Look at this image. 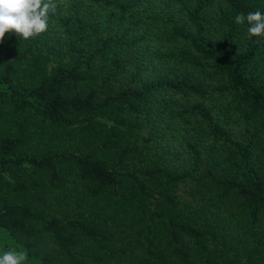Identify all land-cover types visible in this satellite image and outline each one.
I'll use <instances>...</instances> for the list:
<instances>
[{
	"label": "trees",
	"instance_id": "trees-1",
	"mask_svg": "<svg viewBox=\"0 0 264 264\" xmlns=\"http://www.w3.org/2000/svg\"><path fill=\"white\" fill-rule=\"evenodd\" d=\"M137 1L55 0L46 32L0 44L1 252L264 264V37L235 22L264 0L165 2L181 26L145 31L175 39L194 72L135 84L121 56L135 40L102 22Z\"/></svg>",
	"mask_w": 264,
	"mask_h": 264
},
{
	"label": "rangeland",
	"instance_id": "rangeland-1",
	"mask_svg": "<svg viewBox=\"0 0 264 264\" xmlns=\"http://www.w3.org/2000/svg\"><path fill=\"white\" fill-rule=\"evenodd\" d=\"M125 1V0H122ZM170 0H141L135 4L128 3L126 7H117L113 9V12L104 17L102 26L106 32L120 34L125 32V40H135L131 46L124 45V52L121 56L125 58V64L127 66V72H131L134 75L126 77V79L134 80L135 84L141 80H146L149 77H166L171 78L173 76H189L192 75V71L185 60H181L176 56L174 59L173 51L177 49L175 39H164L157 34H152V29L145 31L147 28H161L167 25L169 20H176L177 25L181 26V13L177 10L176 4H173L174 17L171 15V9L165 5V2ZM169 16V18H167ZM164 28V27H163ZM55 31V29H54ZM186 53V50H182ZM60 56L55 53V58ZM172 58V59H170ZM137 68L133 72V68ZM106 73V71L103 69ZM228 122V124H230ZM238 134L235 131V135ZM65 149H70V141L66 142ZM178 195L182 199H188V189L182 184L178 185ZM1 246L3 242L0 237V254ZM50 247L49 243H40L37 245L40 252L48 251ZM17 252H23L21 248L15 250Z\"/></svg>",
	"mask_w": 264,
	"mask_h": 264
},
{
	"label": "clouds",
	"instance_id": "clouds-1",
	"mask_svg": "<svg viewBox=\"0 0 264 264\" xmlns=\"http://www.w3.org/2000/svg\"><path fill=\"white\" fill-rule=\"evenodd\" d=\"M57 7L55 0H0V44L6 35L26 41L46 32L50 15L56 13ZM235 22L248 25L250 39L264 37V13L261 11L237 14ZM27 259L26 252L11 249L0 254V264H25Z\"/></svg>",
	"mask_w": 264,
	"mask_h": 264
}]
</instances>
